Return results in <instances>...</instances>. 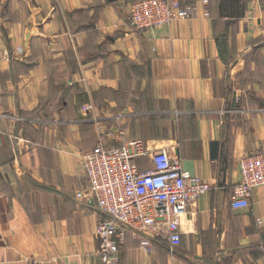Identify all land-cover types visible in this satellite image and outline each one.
Returning <instances> with one entry per match:
<instances>
[{"label":"crops","instance_id":"1","mask_svg":"<svg viewBox=\"0 0 264 264\" xmlns=\"http://www.w3.org/2000/svg\"><path fill=\"white\" fill-rule=\"evenodd\" d=\"M133 1L0 0V264H101V214L76 197L81 156L119 130L210 190L181 217L179 246L159 236L145 252L126 232L118 264H264V186L231 207L238 160L264 148V12L181 0L195 17L138 30Z\"/></svg>","mask_w":264,"mask_h":264},{"label":"built area","instance_id":"2","mask_svg":"<svg viewBox=\"0 0 264 264\" xmlns=\"http://www.w3.org/2000/svg\"><path fill=\"white\" fill-rule=\"evenodd\" d=\"M257 6L264 12V0H257ZM196 15V5L181 0H134L129 5V23L138 30H152ZM90 109L91 106L83 107V111ZM109 135L112 143L99 141L83 155L81 168L86 188L76 195L92 201L101 214L94 228L101 264H118L126 232H132L145 252L159 236L171 249L179 246L181 217L192 202L210 190V185L184 171L180 159L167 149L149 153L140 139L123 140L122 130ZM140 159L145 161L137 163ZM237 167L239 181L231 207L247 209L250 193L264 186V148L243 156ZM36 264L67 262L48 258Z\"/></svg>","mask_w":264,"mask_h":264},{"label":"water","instance_id":"3","mask_svg":"<svg viewBox=\"0 0 264 264\" xmlns=\"http://www.w3.org/2000/svg\"><path fill=\"white\" fill-rule=\"evenodd\" d=\"M233 105H234V102L231 103V106H233ZM209 154H210V158L212 160H216L218 158L220 152H219V143L217 141L210 142Z\"/></svg>","mask_w":264,"mask_h":264},{"label":"rangeland","instance_id":"4","mask_svg":"<svg viewBox=\"0 0 264 264\" xmlns=\"http://www.w3.org/2000/svg\"><path fill=\"white\" fill-rule=\"evenodd\" d=\"M18 120H19V119H18ZM107 143H108V142H107ZM88 152H89V151H88ZM85 153H87V152H85ZM85 153H84V154H85ZM84 154H82V156H81V162H82V158H83V155H84ZM81 169H82V168H81Z\"/></svg>","mask_w":264,"mask_h":264}]
</instances>
